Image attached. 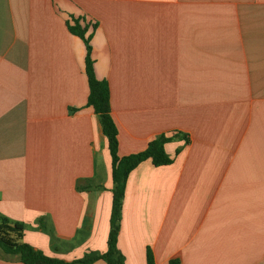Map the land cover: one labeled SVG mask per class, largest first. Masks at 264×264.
Segmentation results:
<instances>
[{
	"label": "crops",
	"instance_id": "obj_1",
	"mask_svg": "<svg viewBox=\"0 0 264 264\" xmlns=\"http://www.w3.org/2000/svg\"><path fill=\"white\" fill-rule=\"evenodd\" d=\"M72 17L93 33L119 155L180 136L172 164L128 177L126 264L148 248L156 264H264V0H0V222L66 262L108 249L112 157ZM0 264L23 263L0 249Z\"/></svg>",
	"mask_w": 264,
	"mask_h": 264
},
{
	"label": "trees",
	"instance_id": "obj_2",
	"mask_svg": "<svg viewBox=\"0 0 264 264\" xmlns=\"http://www.w3.org/2000/svg\"><path fill=\"white\" fill-rule=\"evenodd\" d=\"M80 21L79 18L72 17V22L68 21V28L72 34L80 37L86 45V74L89 84L88 106L92 107L99 116L112 157L113 200L107 240L108 249L105 253L90 251L82 258L72 262L52 258L24 242V224L11 223L9 219L3 218L0 222V249L7 255L18 256L23 264H94L100 260L107 264H126L125 257L118 247V240L128 177L134 169L147 160H151L156 167L172 164L173 159L166 153L165 144L180 138L179 135L170 137L162 135L151 141L144 151L127 156L119 155V131L112 116L110 87L106 80L98 79L95 74L91 46L93 33H88L89 25L83 26ZM96 27L97 25L94 24L93 30ZM40 227L45 229V225L41 221ZM147 264H156L150 248L147 250ZM171 264L178 263L172 261Z\"/></svg>",
	"mask_w": 264,
	"mask_h": 264
},
{
	"label": "rangeland",
	"instance_id": "obj_3",
	"mask_svg": "<svg viewBox=\"0 0 264 264\" xmlns=\"http://www.w3.org/2000/svg\"><path fill=\"white\" fill-rule=\"evenodd\" d=\"M76 260H78V259H76ZM73 261H75V260H73ZM72 262V261H71Z\"/></svg>",
	"mask_w": 264,
	"mask_h": 264
}]
</instances>
